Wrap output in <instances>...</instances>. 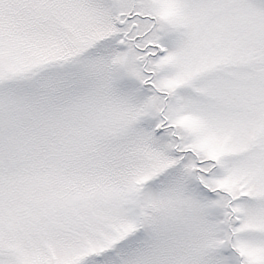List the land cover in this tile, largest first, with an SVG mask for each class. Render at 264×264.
Here are the masks:
<instances>
[{
	"label": "snow or ice",
	"instance_id": "obj_1",
	"mask_svg": "<svg viewBox=\"0 0 264 264\" xmlns=\"http://www.w3.org/2000/svg\"><path fill=\"white\" fill-rule=\"evenodd\" d=\"M0 264H264V0H0Z\"/></svg>",
	"mask_w": 264,
	"mask_h": 264
}]
</instances>
